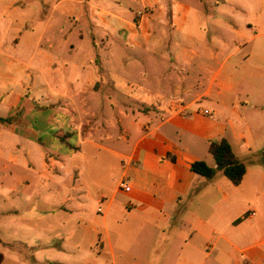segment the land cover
I'll return each instance as SVG.
<instances>
[{"label":"crops","instance_id":"1","mask_svg":"<svg viewBox=\"0 0 264 264\" xmlns=\"http://www.w3.org/2000/svg\"><path fill=\"white\" fill-rule=\"evenodd\" d=\"M0 163L3 264H264V0H0Z\"/></svg>","mask_w":264,"mask_h":264},{"label":"trees","instance_id":"2","mask_svg":"<svg viewBox=\"0 0 264 264\" xmlns=\"http://www.w3.org/2000/svg\"><path fill=\"white\" fill-rule=\"evenodd\" d=\"M209 152L214 157L216 166L211 167L205 161H197L193 163L192 171L207 180H213L218 173H222L233 185L240 186L246 176L247 166L235 153L232 144L225 138L212 141ZM3 262L4 255L0 252V264Z\"/></svg>","mask_w":264,"mask_h":264},{"label":"rangeland","instance_id":"3","mask_svg":"<svg viewBox=\"0 0 264 264\" xmlns=\"http://www.w3.org/2000/svg\"><path fill=\"white\" fill-rule=\"evenodd\" d=\"M101 161L102 162H105V163H109L110 162V159L108 158L107 155L104 154L101 157ZM105 169H107V167H105ZM1 170H2V165L0 163V172H1ZM3 175H4V173H3ZM106 187H107V185H104V188H106ZM92 208L94 210V208H97V206L96 205H93ZM101 208L103 209L102 206H101ZM102 209H101V212L103 211ZM97 214L98 213H96V210H94V215H97ZM15 230H17V227H15ZM161 231L163 232V235L161 237H158V234H160L158 232L152 233L151 240L153 242H156L157 243V247H159L162 250V247L167 244L166 243V240H167L168 235L171 236V232H170V230L167 231V229L165 227H162V230ZM11 234L12 233L6 232V230L4 228H2V225H0V239H1L0 240V252H2L3 254H5L7 257L8 256H11V255H15L14 253H12V251H11L10 248L4 246V244H3V243H6V242H9V240H11V237H10ZM58 240L59 239H57L56 242H59ZM177 248L178 247L174 246V248H172V250L175 252V250H177ZM24 254H26V252ZM4 264H12V262H10L9 260H7Z\"/></svg>","mask_w":264,"mask_h":264},{"label":"built area","instance_id":"4","mask_svg":"<svg viewBox=\"0 0 264 264\" xmlns=\"http://www.w3.org/2000/svg\"><path fill=\"white\" fill-rule=\"evenodd\" d=\"M205 113H206V114H210L209 111H206ZM122 188L126 190V189L129 188V186H128L127 184H122ZM100 211H101V210H100Z\"/></svg>","mask_w":264,"mask_h":264}]
</instances>
